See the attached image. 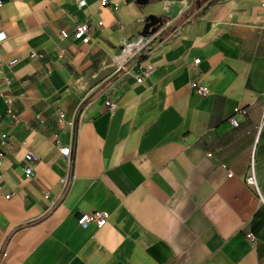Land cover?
Here are the masks:
<instances>
[{
    "label": "crops",
    "instance_id": "0c3cea01",
    "mask_svg": "<svg viewBox=\"0 0 264 264\" xmlns=\"http://www.w3.org/2000/svg\"><path fill=\"white\" fill-rule=\"evenodd\" d=\"M110 1L0 7V264H264V0Z\"/></svg>",
    "mask_w": 264,
    "mask_h": 264
},
{
    "label": "built area",
    "instance_id": "2783aa9c",
    "mask_svg": "<svg viewBox=\"0 0 264 264\" xmlns=\"http://www.w3.org/2000/svg\"><path fill=\"white\" fill-rule=\"evenodd\" d=\"M5 0H0V7L3 6ZM86 0H77V4L79 7H84L86 5ZM111 4L110 0H102V5L106 6ZM114 8H118L120 6L119 2H114L113 3ZM169 6V2L166 3V8H168ZM264 6V3H263ZM103 22L100 21L99 25H102ZM168 22H164V24L153 34L144 36L141 35L138 38L134 39V40H129V41H125L124 42V48L122 50V54L125 55V57L127 59H131V58H135L138 57L142 52L147 51L150 46L156 42H158L160 40V37L162 36L163 33H165L166 28L168 27ZM92 30V26L89 23H81L78 24L75 29H74V38L78 39V40H82L83 42H89L90 40V31ZM61 36L63 39L69 38L70 37V33L67 30H62L61 31ZM5 39V35L3 32H0V42L3 41ZM31 57L32 58H41L44 56V54L42 52L39 51H31ZM17 62V58L12 59L9 63L10 64H14ZM195 64H199L201 63V59L200 58H196L194 60ZM149 72V69H145L140 75H138V81L142 82L143 77L146 75V73ZM192 87L193 89L200 95L205 96L209 93V90L207 87H205L204 85H202L199 82H193L192 83ZM10 102V100L8 101ZM106 104L110 107V109L113 111L117 108V104L108 100L106 102ZM236 112H242V113H246V110L243 108H239L237 107L235 109ZM66 117H65V113L63 111H59V121H65ZM231 122L233 125L237 126L239 124L238 120L234 117L230 118ZM69 124H73L72 122H68ZM7 137L8 135L3 133L1 135V144L5 145L7 144ZM61 153L66 156L67 158H71L72 157V147L71 146H66V145H60L59 146ZM26 158L30 161H35L37 160L36 156H34V154L32 152H28L26 154ZM34 168L33 167H27L26 168V174L28 177L33 176V172ZM232 175V174H230ZM61 183L64 185H67L69 183V180L67 177H63L61 178ZM247 183L250 185H256V179L254 176V173H252L248 178H247ZM2 187L0 186V191H1ZM11 196V194H8L7 197L9 198ZM47 196H49V194H47ZM112 217V213L108 212L107 210H96L94 212L91 213H82L80 218L78 219V223L80 225H86L88 223L91 222H98L100 224H106L111 220ZM248 237L250 239H252L253 241L256 240V236L253 233H249ZM3 257L7 256V251L3 252Z\"/></svg>",
    "mask_w": 264,
    "mask_h": 264
},
{
    "label": "water",
    "instance_id": "95a60500",
    "mask_svg": "<svg viewBox=\"0 0 264 264\" xmlns=\"http://www.w3.org/2000/svg\"><path fill=\"white\" fill-rule=\"evenodd\" d=\"M139 3H147L150 0H137ZM164 24V18L157 14H150L146 18V23L142 35L147 36L155 33Z\"/></svg>",
    "mask_w": 264,
    "mask_h": 264
},
{
    "label": "trees",
    "instance_id": "16d2710c",
    "mask_svg": "<svg viewBox=\"0 0 264 264\" xmlns=\"http://www.w3.org/2000/svg\"><path fill=\"white\" fill-rule=\"evenodd\" d=\"M164 36V33L162 34V36L160 37V39Z\"/></svg>",
    "mask_w": 264,
    "mask_h": 264
}]
</instances>
